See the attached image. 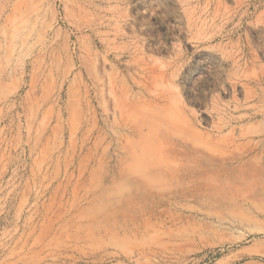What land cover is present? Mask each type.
I'll use <instances>...</instances> for the list:
<instances>
[{
	"label": "rangeland",
	"instance_id": "374dc122",
	"mask_svg": "<svg viewBox=\"0 0 264 264\" xmlns=\"http://www.w3.org/2000/svg\"><path fill=\"white\" fill-rule=\"evenodd\" d=\"M0 264H264V0H0Z\"/></svg>",
	"mask_w": 264,
	"mask_h": 264
}]
</instances>
